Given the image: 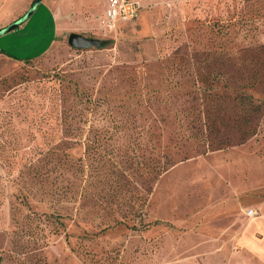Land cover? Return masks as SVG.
<instances>
[{
    "label": "rangeland",
    "instance_id": "obj_1",
    "mask_svg": "<svg viewBox=\"0 0 264 264\" xmlns=\"http://www.w3.org/2000/svg\"><path fill=\"white\" fill-rule=\"evenodd\" d=\"M134 1L0 34V264H227L264 234V0ZM35 2L0 0V30Z\"/></svg>",
    "mask_w": 264,
    "mask_h": 264
},
{
    "label": "crops",
    "instance_id": "obj_2",
    "mask_svg": "<svg viewBox=\"0 0 264 264\" xmlns=\"http://www.w3.org/2000/svg\"><path fill=\"white\" fill-rule=\"evenodd\" d=\"M53 43L54 41L51 44ZM4 51L3 49L0 50V52ZM255 220L249 224L246 232L243 230L237 237L238 248L233 252V255L231 253L229 256L227 255V264H264V245H262L264 244V234L251 229L255 225ZM233 237V234L229 230L227 232V238L232 239Z\"/></svg>",
    "mask_w": 264,
    "mask_h": 264
},
{
    "label": "built area",
    "instance_id": "obj_3",
    "mask_svg": "<svg viewBox=\"0 0 264 264\" xmlns=\"http://www.w3.org/2000/svg\"><path fill=\"white\" fill-rule=\"evenodd\" d=\"M141 12V5L134 0H108L103 22L108 27H116L120 23L135 21ZM246 215L251 218L257 216L255 210H249Z\"/></svg>",
    "mask_w": 264,
    "mask_h": 264
},
{
    "label": "water",
    "instance_id": "obj_4",
    "mask_svg": "<svg viewBox=\"0 0 264 264\" xmlns=\"http://www.w3.org/2000/svg\"><path fill=\"white\" fill-rule=\"evenodd\" d=\"M43 0H36L35 4L33 7L30 9V11L22 18L14 22L13 24L9 25L6 28H3L0 30V34H7L10 31H13L26 21L32 17L34 12L37 10V8L41 5ZM69 44L77 49H92V48H99L102 44V42L98 39H89L86 38L80 34H71L69 37Z\"/></svg>",
    "mask_w": 264,
    "mask_h": 264
},
{
    "label": "trees",
    "instance_id": "obj_5",
    "mask_svg": "<svg viewBox=\"0 0 264 264\" xmlns=\"http://www.w3.org/2000/svg\"><path fill=\"white\" fill-rule=\"evenodd\" d=\"M13 58H15V57H13ZM15 59H17V58H15Z\"/></svg>",
    "mask_w": 264,
    "mask_h": 264
}]
</instances>
